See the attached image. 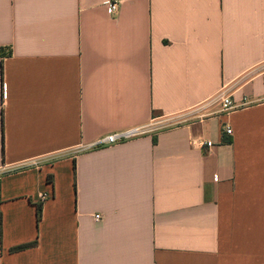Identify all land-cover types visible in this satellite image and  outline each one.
Wrapping results in <instances>:
<instances>
[{"label": "crops", "instance_id": "1", "mask_svg": "<svg viewBox=\"0 0 264 264\" xmlns=\"http://www.w3.org/2000/svg\"><path fill=\"white\" fill-rule=\"evenodd\" d=\"M107 1L0 0V264H264V0Z\"/></svg>", "mask_w": 264, "mask_h": 264}, {"label": "built area", "instance_id": "2", "mask_svg": "<svg viewBox=\"0 0 264 264\" xmlns=\"http://www.w3.org/2000/svg\"><path fill=\"white\" fill-rule=\"evenodd\" d=\"M105 5H106V9H107V14L109 16H114L118 10L119 1L118 0H109L105 3ZM4 97H7V86H4ZM209 103L213 104V105H221L223 112H229L235 108L234 100H233L232 96L228 94V92L226 90H223L220 93H218L215 97H213L209 101ZM153 128H154L153 125H151L150 128H146L144 126H141V127H136L133 129L114 132V133H111L105 137L100 138L94 144H92L90 146V148L98 149L101 147L118 145V144L130 141V140H133L135 138H138V137L145 135L149 132H152ZM224 132L228 136L233 135V129L230 126H226L224 129ZM198 144H200V146H206L208 148H211L214 146L212 142L199 141ZM95 218L97 220L101 219L100 215H96Z\"/></svg>", "mask_w": 264, "mask_h": 264}, {"label": "trees", "instance_id": "3", "mask_svg": "<svg viewBox=\"0 0 264 264\" xmlns=\"http://www.w3.org/2000/svg\"><path fill=\"white\" fill-rule=\"evenodd\" d=\"M48 181L49 182L53 181L52 176H48ZM36 209H37V222L39 223L41 218H42V203H38L36 205ZM36 245H37V241H35L33 243H30V244L20 245V246L12 248L11 252L14 253V252L23 251V250H26L28 248H32V247H34Z\"/></svg>", "mask_w": 264, "mask_h": 264}, {"label": "rangeland", "instance_id": "4", "mask_svg": "<svg viewBox=\"0 0 264 264\" xmlns=\"http://www.w3.org/2000/svg\"><path fill=\"white\" fill-rule=\"evenodd\" d=\"M153 121H151V123H152ZM151 123L149 122V124H147V125H144V127H146V128H150V126H151Z\"/></svg>", "mask_w": 264, "mask_h": 264}]
</instances>
